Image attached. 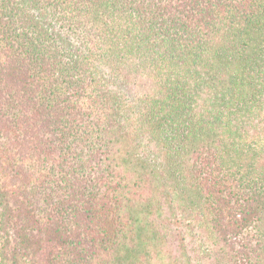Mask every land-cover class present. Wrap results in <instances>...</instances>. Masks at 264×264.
<instances>
[{
	"label": "trees",
	"instance_id": "1",
	"mask_svg": "<svg viewBox=\"0 0 264 264\" xmlns=\"http://www.w3.org/2000/svg\"><path fill=\"white\" fill-rule=\"evenodd\" d=\"M0 264H264V0H0Z\"/></svg>",
	"mask_w": 264,
	"mask_h": 264
}]
</instances>
